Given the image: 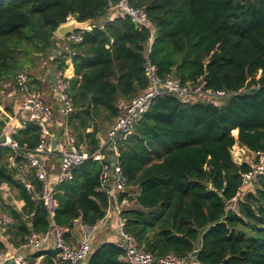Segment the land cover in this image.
<instances>
[{
	"label": "trees",
	"instance_id": "obj_1",
	"mask_svg": "<svg viewBox=\"0 0 264 264\" xmlns=\"http://www.w3.org/2000/svg\"><path fill=\"white\" fill-rule=\"evenodd\" d=\"M121 1L0 0V89L21 73L39 89L35 73L41 64H50L53 71L47 72L53 77L68 68L70 58L75 112L67 125L89 155L100 147L99 134L122 115L121 101L129 104L148 88V49L160 78L224 91L227 96L219 103L156 98L118 147L128 184L119 202L130 203L120 212L123 230L155 258L188 259L195 251L197 264H264V175L248 187L238 211L226 212L239 193L241 175L260 160L237 164L233 148L264 154V0H127L151 20L152 42L149 29L113 16ZM70 18L94 26L75 31L82 41L64 39L61 50L56 33ZM5 122L0 119V135ZM11 139L19 150L0 146V187L17 191L24 202L18 211L2 199L0 189V207L12 219L5 230L12 246L47 232L52 220L69 228V244L76 221L92 228L104 218L108 197L99 191L97 161H85L72 180L55 188L51 216L25 188L18 169L9 167L11 158L27 163L26 155L42 140L41 126L28 120ZM29 173L40 189L34 168ZM0 249L6 251L1 241ZM37 255L44 264H59L56 251ZM122 257L120 248L107 243L92 252L87 264H125Z\"/></svg>",
	"mask_w": 264,
	"mask_h": 264
},
{
	"label": "built area",
	"instance_id": "obj_2",
	"mask_svg": "<svg viewBox=\"0 0 264 264\" xmlns=\"http://www.w3.org/2000/svg\"><path fill=\"white\" fill-rule=\"evenodd\" d=\"M113 16L116 18L129 17L139 28L149 29L151 42L153 41L155 29L143 9L133 8L128 4L127 0H122L114 6ZM68 40L73 43H79L82 41V36L80 34H72L68 37ZM149 52L150 50L148 49L144 64L148 88L127 105L122 115L116 119L107 132L106 137L100 139V147L92 155L77 146L75 137L67 125L68 118L75 112L70 97L71 79L68 77L66 70L55 71L53 74L54 91L58 101V111L64 121V130L59 152V168L53 182L50 180L49 170L43 157L53 153V147L46 140L44 134L47 133L48 124L54 121V110L45 103L41 92L33 88L29 77L25 73L19 74L13 84H7L18 88L24 94L23 110L28 113L29 120L37 122L42 129V140L33 151L26 155L27 163L18 164L14 158H11L9 167L18 169L20 179L25 188L34 198L43 202L51 216H53L56 207V202L53 198L55 188L72 180L74 169L89 159L100 164L99 191L105 193L108 197V207L104 217L106 218L112 210H116L118 213L121 212L122 207L119 197L126 192L128 184L126 178L122 175L118 162V147L134 132L135 126L143 115L149 111L156 98L173 95L181 100L194 101L202 98L219 103L227 96L224 91H205L201 84L182 85L173 77L165 80L160 78L157 68L148 59ZM14 131L11 126L4 127L2 134L6 136V141L0 143V146H9L14 151L19 150L17 143L11 139ZM110 151H113L114 156L117 158L115 164L109 160ZM250 154L251 158L247 157L244 162L251 163L257 156L260 157V160L258 163L253 164L248 172L241 175L242 182L239 193L227 204L226 212L238 211L239 201L243 198L248 187L256 184L259 177L264 175V154L259 152H250ZM30 167L34 168V177L41 183L40 189L33 183L29 173ZM11 223V217L0 207V230H6ZM67 233H69L68 227L59 226L52 220L47 232L31 234L20 247H13L6 251L0 249V262L1 264L10 262L13 264H24L25 255L23 251L39 250L50 241L53 242V247L56 251L55 259L59 264H79L88 260L92 254L91 235H86L78 246L73 247L65 239ZM118 235L116 246L123 251L125 264H197L195 251L189 255L188 259L180 258L173 254L155 258L151 253L144 252L139 247L136 239L123 230V223L119 225Z\"/></svg>",
	"mask_w": 264,
	"mask_h": 264
},
{
	"label": "crops",
	"instance_id": "obj_3",
	"mask_svg": "<svg viewBox=\"0 0 264 264\" xmlns=\"http://www.w3.org/2000/svg\"><path fill=\"white\" fill-rule=\"evenodd\" d=\"M109 17L105 19H101L97 21L95 24L102 25ZM68 21H76L74 18H70ZM84 29H91L94 25H91L89 22H85L83 24ZM64 39L60 35L56 33V42L57 45L62 49V45H64ZM59 49L54 51V55L59 53ZM68 68L66 69V73L68 77L73 78L75 76L74 67L72 65V61L69 58L67 60ZM49 70L52 72L53 70L50 68V64L44 62L41 64L40 68L35 73V77L40 83V88L36 89L41 92L42 97L45 103L52 107L55 113L54 121L47 126V133L44 134V137L48 142L51 143L53 147V153L43 157L44 162L46 163L50 180L53 182L58 168H59V152L61 149L62 139H63V130H64V121L61 118L58 111V101L55 96L54 91V81L53 77L47 72ZM34 88V85H33ZM24 94L16 87L8 86L7 84L3 85L0 89V117L2 116L6 119L5 127L11 126L16 132L17 130L24 127L25 123L29 120V115L27 112L23 110L24 104ZM6 101H8V106H6ZM123 111L127 107V103L121 101L120 103ZM7 107L11 109V112L7 111ZM110 125L104 129L100 134L99 138L102 139L106 137L107 132L109 131ZM88 131H91L89 129ZM237 133V132H236ZM239 149L246 150L247 157L251 158L250 152L247 149L237 146ZM1 189V197L2 199L16 208L18 211L22 209L24 206V202L18 198V192L10 189L7 185H3L0 187ZM121 207L129 206L130 203L127 200H124L120 203ZM123 223V220L116 210H112L110 214L105 218H103L96 226L90 228L82 224L79 220L76 221L74 228L71 230V234L69 237V244L73 247L78 246V244L83 240L86 235H91V243H92V252L96 251L103 244H113L116 246V242L119 238L118 229L119 225ZM8 236L5 234V230H0V241L4 243L6 250L13 248L12 244L8 241ZM54 251L53 242L50 241L48 244L44 245L43 248L39 250H27L23 251L25 255V263L24 264H44L45 258L43 256H38L39 252H49ZM121 261L124 262L123 257ZM88 261H83L79 264H87ZM125 263V262H124ZM1 264V262H0ZM5 264H13L5 263Z\"/></svg>",
	"mask_w": 264,
	"mask_h": 264
},
{
	"label": "water",
	"instance_id": "obj_4",
	"mask_svg": "<svg viewBox=\"0 0 264 264\" xmlns=\"http://www.w3.org/2000/svg\"><path fill=\"white\" fill-rule=\"evenodd\" d=\"M84 23L78 21H68L66 24L61 25L58 30L57 34L60 35L62 38H67L71 34H73L77 30H84ZM6 141V136L4 134L0 135V143H4ZM109 160L115 164L117 158L114 156L113 151H110Z\"/></svg>",
	"mask_w": 264,
	"mask_h": 264
},
{
	"label": "rangeland",
	"instance_id": "obj_5",
	"mask_svg": "<svg viewBox=\"0 0 264 264\" xmlns=\"http://www.w3.org/2000/svg\"><path fill=\"white\" fill-rule=\"evenodd\" d=\"M51 67V66H50ZM197 100V99H196ZM8 101H6V106H8ZM0 119L1 120H4V118L1 116L0 117ZM107 128V127H106ZM110 128H111V126H110ZM109 128V129H110ZM237 131H235L233 134L235 135V136H237V133H236ZM238 145H236L234 148H233V150H232V156H233V159H234V161L237 163V164H241V163H243L244 161H246V159H247V153H246V150H241V149H239L238 147H237ZM250 159V158H249Z\"/></svg>",
	"mask_w": 264,
	"mask_h": 264
}]
</instances>
